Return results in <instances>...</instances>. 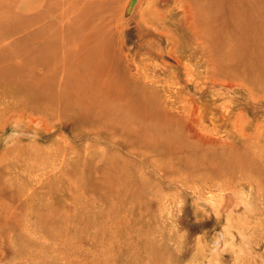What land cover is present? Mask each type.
Returning <instances> with one entry per match:
<instances>
[{
    "label": "rangeland",
    "instance_id": "374dc122",
    "mask_svg": "<svg viewBox=\"0 0 264 264\" xmlns=\"http://www.w3.org/2000/svg\"><path fill=\"white\" fill-rule=\"evenodd\" d=\"M95 5L102 33L89 41L111 76L96 90L116 103L139 96L123 113L173 127L191 149L158 144L143 157L132 133L91 125L70 92L95 85L76 62L83 48L68 68L67 51L30 67L56 75L55 96L0 91V264H264V0H0L22 19L43 16L0 43V74L31 64L47 36L30 40L37 30L61 37ZM236 152L251 176L212 164ZM104 166L125 175L113 197ZM192 168L209 181L187 179Z\"/></svg>",
    "mask_w": 264,
    "mask_h": 264
},
{
    "label": "bare ground",
    "instance_id": "6f19581e",
    "mask_svg": "<svg viewBox=\"0 0 264 264\" xmlns=\"http://www.w3.org/2000/svg\"><path fill=\"white\" fill-rule=\"evenodd\" d=\"M67 1V0H63ZM10 7V6H9ZM9 7H0V19L9 20L15 23L14 29H11L7 32L1 30L0 26V43L6 39L11 37V35L15 31H23L26 28L31 27L36 23L37 20L43 19L42 15L36 17L32 16L30 18L22 19L10 12ZM100 7L98 5L92 7H84L77 17L74 19H70L67 25V29L63 36L49 35V29L37 30L34 35H32V41H38L41 35H47L45 40L40 41V45L32 50L31 55L34 59L28 67H23L22 70L12 74V76H4L0 74V91L8 90L7 86L9 84H13L16 87L17 93L22 96H27L29 99H43V100H51L54 98L55 93L53 91V86L56 81L55 74H42L36 75L35 72L29 70L30 67H35L38 65H48L49 67L57 61L59 62L60 53L66 54L67 56L61 58L60 63L62 68H68L70 63V56L75 54V49L83 48L82 54H76V62L79 68H82V72L86 75H91L93 83L95 84L93 88H86L84 92L80 93H72L73 102L75 106L81 111L87 112L88 116H90L93 121L90 123L93 126H98L100 129L111 130L112 132H123V134L132 133V137H136L138 141L142 143L138 147L129 149L132 152L138 153L143 157H146L148 154H151L155 151V147L159 144L163 146L166 150H173L178 152L179 150H190L180 138L181 135L176 132V129L173 127H169L166 124H159L153 122H147L149 120L141 121L136 119L133 114H136L135 111L130 113H123V110L130 106H138L145 104L143 101L139 102V96L137 99L133 100L131 104L129 102L122 103V101L113 102L109 99V95H104V90H96L97 84L110 83L111 76L107 73L101 72L100 69L106 68L104 59L97 54H94L97 50L96 45H93L89 40H97V36L102 33L100 26ZM63 18L67 16L68 10L64 9ZM17 26V27H16ZM29 31V30H28ZM60 37V38H59ZM57 42L56 49L53 48ZM29 45V43H28ZM50 45V46H49ZM58 45L60 48H58ZM55 47V46H54ZM17 50L21 53L20 49H22V45H16ZM99 50V49H98ZM58 57V58H57ZM60 65V64H59ZM106 70V69H105ZM113 77V76H112ZM116 78V77H113ZM109 79V81H108ZM63 78H60L59 82H61ZM66 84L62 85V92L59 93L62 96H66V91L69 89H73V87L69 84L71 83V77H66ZM65 86V87H64ZM70 87V88H69ZM74 91V90H73ZM139 102V103H137ZM130 105V106H129ZM135 106V107H136ZM151 107V105H149ZM142 119H145L144 117ZM139 122V123H138ZM122 130V131H121ZM188 144V143H187ZM190 145V144H189ZM163 151V152H164ZM158 153V152H157ZM243 158L241 157V153L236 152V154H223L221 157L216 158L214 164L215 168L218 170H240L246 176H251V173L246 172L243 169ZM123 169L119 167H109L104 166L101 168V174L98 176L100 180H103L105 184L103 187L102 194L106 198L113 197L117 190L115 188L116 181H120L125 179V175L122 173ZM187 172V179L193 176L199 177L204 181H209L207 179L208 174H200L197 168L189 169ZM225 173V172H224ZM191 175V176H190ZM50 225L55 226L56 222L51 220ZM48 226V224H47Z\"/></svg>",
    "mask_w": 264,
    "mask_h": 264
}]
</instances>
